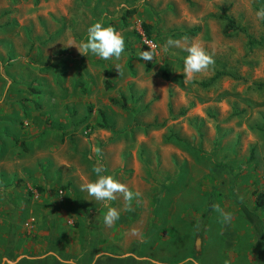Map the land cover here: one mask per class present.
<instances>
[{
    "label": "rangeland",
    "instance_id": "374dc122",
    "mask_svg": "<svg viewBox=\"0 0 264 264\" xmlns=\"http://www.w3.org/2000/svg\"><path fill=\"white\" fill-rule=\"evenodd\" d=\"M262 7L264 0H0V160L10 167L0 169V178L12 184L15 162L29 183L17 186L15 193L12 186L4 187L8 195L0 197V242L5 243L1 236L10 225L22 237L17 240L41 243L40 232L58 217L72 220L83 238L93 224L105 235L104 215L85 214L105 209L103 203L80 190L97 179L93 166L103 165L102 175L117 181L121 175L120 183L139 191L145 222L152 207L146 181L153 177L191 178L187 203L199 199L195 191L201 190L202 179L209 211L215 204L227 205L228 199L217 194L226 193L231 179L253 188L234 225L248 228L247 211L258 229L256 255L264 258V209L255 210L252 201L264 191V21L255 15ZM96 22L123 36L125 51L119 59L82 56L69 47L86 41L87 29ZM143 23L151 27L149 41ZM169 39L180 46L166 53L163 45ZM193 41L215 64L187 81L184 48ZM142 43L153 53L148 72L140 58ZM99 112L107 128H100ZM121 162L118 175L110 174ZM110 207L127 205L118 196ZM73 210L83 215L74 218ZM212 221L218 222V216ZM138 229H129V244ZM214 230L209 239L216 237ZM67 237L71 244L78 242L72 230ZM195 238L187 246L193 247ZM150 244L153 254L167 261L187 253L175 247L171 259H164L173 242L154 237L145 247ZM248 247L246 242V259ZM207 254L201 264L210 261ZM215 258V264L222 262L218 254Z\"/></svg>",
    "mask_w": 264,
    "mask_h": 264
},
{
    "label": "crops",
    "instance_id": "0c3cea01",
    "mask_svg": "<svg viewBox=\"0 0 264 264\" xmlns=\"http://www.w3.org/2000/svg\"><path fill=\"white\" fill-rule=\"evenodd\" d=\"M122 165L124 164L121 162V166L119 165L120 167L111 171L110 174L113 173L114 176H117L118 173H115V171L120 170ZM21 166L12 162V172L17 174L16 179L12 178V184L11 180L5 181L0 178L1 198L8 195L7 188H4L6 186H12V193L18 191L16 190L18 189L17 186H23L24 184L29 186L25 174L21 172ZM3 167L5 169L10 168L5 165V162L0 160V169ZM154 179L155 177L150 180L151 183L146 181L149 185L146 201L149 205L150 203L152 205L146 215V222L143 220V209H141V206L138 207L141 201L144 202V200L142 197L140 199V197L136 196L130 204L126 203V208L118 210L120 212L119 219L111 227H103L105 235L102 234L101 226L98 224L94 226L93 224L92 231L89 229V232L91 231L90 235L86 231L83 235L87 237L83 238L81 237L80 229L76 231V229L71 227L72 220L67 219L69 220V225L67 226V220L64 217H58L60 220L52 223L48 231L40 232L44 242L35 244L34 242L26 243L25 238H23L24 241L17 240V237H21V235L18 232L16 233L13 226L10 227L8 225L1 236L5 243L0 242V264H183L185 259L188 258L195 260L197 264H201L204 253H208L207 258L210 259L204 264H215V254L222 258V262L218 264H258V260L264 261L262 257L258 259L255 252L254 234H256L258 229L252 227V222L246 215L248 212L243 211L248 222L247 229L237 228L234 225V223L240 221L239 213L241 212L240 205L242 200L246 197H252L250 192L253 188L245 187L244 184H241L243 185L241 187L240 183H235L231 179L229 183L225 184L226 193L217 194V197L221 198L222 201L228 199L227 205L224 207L222 205L221 209L232 214V221L225 224L222 222V217L219 213L214 210H208V201L204 199L208 194L205 193L203 187L205 181L202 179L200 181L201 190L195 191V200H197V197L199 198L195 201L197 204L195 202H185L187 197L192 196L193 193L191 178H186L185 180L178 178L160 180L158 177L155 179L156 184H154ZM119 180L118 182L123 181L121 175ZM29 190H32V188ZM136 193H139V191L137 190ZM144 194L145 192L142 189L140 195L144 196ZM165 197L167 199L164 200ZM166 200L167 202H165ZM252 201L254 202L253 208L258 211L259 209L255 206V196ZM129 207L131 210H128ZM91 210L85 214L90 217L101 218L102 214L105 216L107 212V208L98 211ZM79 212L73 210L71 215L74 218L78 214L83 215V213ZM216 216H218V222H213L212 219ZM140 219L142 223L140 221V225H138ZM92 223L93 221L90 220V224ZM138 226H140V230L138 229L139 234L132 238V242L129 244L127 242L129 229ZM213 228L217 229V231H212L216 237L213 236L209 239L208 232ZM25 229L27 234L30 235L31 229L28 223H26ZM70 230L78 235L76 244L67 242L69 236L67 238L66 236L70 234ZM193 234L196 235L195 243L193 247L192 245L189 247L187 242H192ZM247 234L248 238H246ZM154 237L157 241H172L175 245L170 246L164 259H171V256H173L171 250L175 247L176 249H184L187 253L179 261L160 259L153 254V245L150 244L147 248L145 247L146 243H151L154 240ZM208 242L213 245L210 247ZM246 242L249 246L248 249H251L248 253V259L244 258L245 248L243 247ZM155 250H160V246L158 245Z\"/></svg>",
    "mask_w": 264,
    "mask_h": 264
},
{
    "label": "clouds",
    "instance_id": "9594fccd",
    "mask_svg": "<svg viewBox=\"0 0 264 264\" xmlns=\"http://www.w3.org/2000/svg\"><path fill=\"white\" fill-rule=\"evenodd\" d=\"M256 18L264 21V7L255 13ZM180 41L169 39L163 45V51L168 52L172 47H179ZM75 47L79 54L87 56L89 53L102 60L119 59L125 51V41L123 36L112 26L105 27L101 22H96L87 29L86 41H81ZM184 50L187 55L183 60L184 79L192 81L198 74L208 72L215 64L213 57L207 53L204 47L198 41L186 44ZM144 61H151L153 53L144 51L140 57ZM93 172L97 175L95 181H89L80 186V190L86 192L94 200L102 202L107 212L104 216V224L111 227L119 219L120 212L110 207V203L115 201L118 196H122L128 204L139 196V193H133L129 188L114 179L111 175H102L106 171L103 165L93 166ZM213 210L220 214L222 222L228 224L232 221V214L224 212L219 204L212 206ZM128 210H131L129 207ZM183 264H197L191 258L185 259Z\"/></svg>",
    "mask_w": 264,
    "mask_h": 264
},
{
    "label": "trees",
    "instance_id": "16d2710c",
    "mask_svg": "<svg viewBox=\"0 0 264 264\" xmlns=\"http://www.w3.org/2000/svg\"><path fill=\"white\" fill-rule=\"evenodd\" d=\"M141 28L143 30V35L146 38V40L147 41L151 40V27L149 25L143 23L141 25ZM144 51H150V50H149V47L146 44L142 43V45H141V54ZM142 61H143L144 67H145V71H147V72L150 71L151 68H152V65H153V59L151 61H144V60H142ZM98 115H99L100 120L103 122L101 124L100 128H107L104 114L102 112H99ZM255 206L258 209H264V191L258 192L255 195Z\"/></svg>",
    "mask_w": 264,
    "mask_h": 264
}]
</instances>
